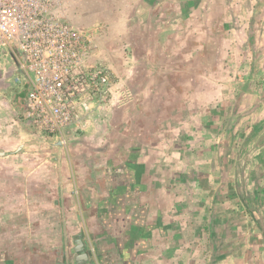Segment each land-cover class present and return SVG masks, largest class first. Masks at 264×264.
<instances>
[{"label": "crops", "instance_id": "1", "mask_svg": "<svg viewBox=\"0 0 264 264\" xmlns=\"http://www.w3.org/2000/svg\"><path fill=\"white\" fill-rule=\"evenodd\" d=\"M14 62L0 54V264H264V156L223 137L218 102L202 113L207 90L173 119L149 120L139 100L119 131L80 113L83 132L62 142L25 118L30 78Z\"/></svg>", "mask_w": 264, "mask_h": 264}, {"label": "rangeland", "instance_id": "2", "mask_svg": "<svg viewBox=\"0 0 264 264\" xmlns=\"http://www.w3.org/2000/svg\"><path fill=\"white\" fill-rule=\"evenodd\" d=\"M56 10L95 30L89 63H101L115 88L81 112L85 120L113 116L119 131L125 116L134 122L143 112L149 120L154 111L173 119L182 116L185 100L198 105L194 90H207L202 113L218 102L221 109H207L227 120L219 125L223 137L229 133L241 150L264 156V0H58ZM139 100L149 102L143 112ZM258 160L254 194L264 212V157Z\"/></svg>", "mask_w": 264, "mask_h": 264}, {"label": "built area", "instance_id": "3", "mask_svg": "<svg viewBox=\"0 0 264 264\" xmlns=\"http://www.w3.org/2000/svg\"><path fill=\"white\" fill-rule=\"evenodd\" d=\"M58 0H0V53L28 72L24 116L37 130L65 142L82 129L81 112L106 100L112 77L101 63H89L95 30L59 16Z\"/></svg>", "mask_w": 264, "mask_h": 264}]
</instances>
